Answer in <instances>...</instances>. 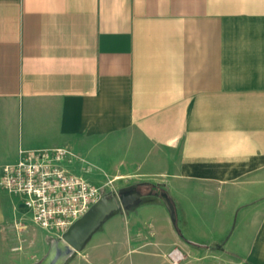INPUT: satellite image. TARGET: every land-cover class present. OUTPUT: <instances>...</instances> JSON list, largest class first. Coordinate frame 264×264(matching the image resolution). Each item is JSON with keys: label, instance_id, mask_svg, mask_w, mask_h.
<instances>
[{"label": "crops", "instance_id": "0c3cea01", "mask_svg": "<svg viewBox=\"0 0 264 264\" xmlns=\"http://www.w3.org/2000/svg\"><path fill=\"white\" fill-rule=\"evenodd\" d=\"M116 138L115 180L160 186L193 237L146 202L108 219L89 264H170L174 249L182 264H264V0H0V177L22 149L107 165L79 146ZM16 212L31 218L0 188V236Z\"/></svg>", "mask_w": 264, "mask_h": 264}, {"label": "built area", "instance_id": "2783aa9c", "mask_svg": "<svg viewBox=\"0 0 264 264\" xmlns=\"http://www.w3.org/2000/svg\"><path fill=\"white\" fill-rule=\"evenodd\" d=\"M77 161L85 163L68 147L22 149L16 163L3 167L0 188L21 198L38 228L53 235L64 234L106 194L105 187L69 168ZM167 260L182 264L185 255L174 249Z\"/></svg>", "mask_w": 264, "mask_h": 264}, {"label": "rangeland", "instance_id": "374dc122", "mask_svg": "<svg viewBox=\"0 0 264 264\" xmlns=\"http://www.w3.org/2000/svg\"><path fill=\"white\" fill-rule=\"evenodd\" d=\"M122 143L123 141L120 138H116L108 141L87 140L81 142L79 146L80 149L82 148L83 150L84 149L87 150L89 148L96 147L100 151H102V154H99L97 156L99 157L106 156L108 162L107 165L106 164L104 165V163L103 165H101L100 163L98 164L94 162L89 157V155H85L84 153L78 152L70 145H63V147H68L76 156H78L82 160H85V163H82V165L85 166V170L86 169L89 170L91 175H93L92 179L97 186L105 187L106 189L105 195L109 197L117 196L120 190H128L130 188H135L138 191H140L144 197L142 198L141 204L146 202L150 203L153 201L164 203L161 200V196L165 194V191L160 186L156 187L155 185L148 183L138 184L136 183L137 182L136 178H134L129 183L123 182L126 180H115V176L119 174L118 171L113 169L110 170L107 169L109 168L108 165H110L112 168H115V166L122 164L121 161L122 154L119 155V150L121 148ZM140 143L144 144L143 148L146 152L148 150H151L152 147H150V145L147 144L143 139L142 140L140 139ZM113 151L114 154H112ZM115 158H119V159H115ZM147 187H149V189H147ZM151 188L153 189L155 188L158 194L152 195L150 194L151 192L148 194L147 192L149 191L147 190H151ZM166 198L169 199V197ZM171 205L174 209L172 203ZM214 205H216L215 202ZM136 208L137 207H132L128 212L133 211ZM122 212L128 213L127 211H123V210H120L118 213L121 214ZM16 213H17L16 216L13 215L12 219H10L6 223L0 236V264H40L48 257L53 247L57 243L62 241L63 234H59V235L49 234L46 231H43L40 228H38L32 222L30 217L21 215L18 212ZM150 216L160 217L157 213L151 214ZM174 216L176 221L175 222L176 226L174 227L178 228L183 233V235L187 237H193V233L191 234V231H194L193 230L194 220L192 218H187L186 217L187 213L185 217L183 213H179V215H176L175 213ZM232 220H233L232 222L230 220L228 222L230 225V234L227 236L229 238L227 239L228 243L226 245V248L228 250H231L238 241L239 237L242 236L243 227L245 225L243 224V221H245L243 218H234ZM207 222L209 223L210 227L221 229L224 222V218L218 217L217 212H211L210 218H207ZM225 226L226 225L224 222V227ZM103 227L104 225L101 227L100 230H102ZM95 241H96V237H94V239L92 238L83 251L74 252V254L68 259V261L65 264H89L88 253L91 252L92 245L95 243ZM213 249L215 250V248Z\"/></svg>", "mask_w": 264, "mask_h": 264}, {"label": "water", "instance_id": "95a60500", "mask_svg": "<svg viewBox=\"0 0 264 264\" xmlns=\"http://www.w3.org/2000/svg\"><path fill=\"white\" fill-rule=\"evenodd\" d=\"M140 191L120 190L117 196L104 195L101 199L78 221H76L63 235L62 241L57 243L48 257L40 264H65L74 252H81L91 241L92 237L100 231L101 227L120 210L129 211L142 202ZM175 223V211L168 198L161 197Z\"/></svg>", "mask_w": 264, "mask_h": 264}, {"label": "trees", "instance_id": "16d2710c", "mask_svg": "<svg viewBox=\"0 0 264 264\" xmlns=\"http://www.w3.org/2000/svg\"><path fill=\"white\" fill-rule=\"evenodd\" d=\"M147 189H149V187H147ZM147 191H149V192H147L148 194L150 193V194H152V195H156V194H158V192L155 190V188L153 189V188H151V190H147ZM146 192V191H145ZM155 193V194H154ZM163 197H168V195L165 193L164 195H162ZM161 196V197H162ZM170 201V200H169ZM153 202H155V201H153Z\"/></svg>", "mask_w": 264, "mask_h": 264}, {"label": "flooded vegetation", "instance_id": "af4514ba", "mask_svg": "<svg viewBox=\"0 0 264 264\" xmlns=\"http://www.w3.org/2000/svg\"><path fill=\"white\" fill-rule=\"evenodd\" d=\"M134 190H137V189H135V188H130V189L127 190V192H132V191H134Z\"/></svg>", "mask_w": 264, "mask_h": 264}]
</instances>
